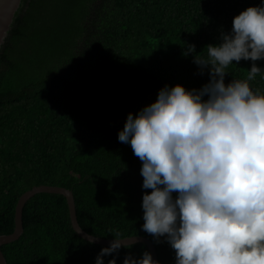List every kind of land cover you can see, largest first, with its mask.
<instances>
[{
    "label": "trees",
    "instance_id": "1",
    "mask_svg": "<svg viewBox=\"0 0 264 264\" xmlns=\"http://www.w3.org/2000/svg\"><path fill=\"white\" fill-rule=\"evenodd\" d=\"M262 0H22L0 47V236L14 229L17 200L35 186L70 190L79 226L104 239L141 236L159 264L175 252L142 230V162L118 141L129 113L165 85L200 89L188 45L207 55L232 20ZM233 61L225 85L252 64ZM264 94V72L249 81ZM204 99H207L205 97ZM176 197V193H173ZM23 234L0 248L7 264H95L102 248L72 230L64 197L38 194L23 209ZM142 244L118 255L141 258Z\"/></svg>",
    "mask_w": 264,
    "mask_h": 264
},
{
    "label": "clouds",
    "instance_id": "2",
    "mask_svg": "<svg viewBox=\"0 0 264 264\" xmlns=\"http://www.w3.org/2000/svg\"><path fill=\"white\" fill-rule=\"evenodd\" d=\"M220 41L206 46V57L195 45L182 53L193 55L199 74L208 70V83L165 85L118 132L142 162V189H151L142 196V230L164 238L175 264H264V94L249 85L264 69L253 63L246 80L224 82L233 61L264 60V0L235 16ZM125 241L117 234L95 264ZM123 264L159 262L144 251Z\"/></svg>",
    "mask_w": 264,
    "mask_h": 264
},
{
    "label": "water",
    "instance_id": "3",
    "mask_svg": "<svg viewBox=\"0 0 264 264\" xmlns=\"http://www.w3.org/2000/svg\"><path fill=\"white\" fill-rule=\"evenodd\" d=\"M21 1L22 0H0V47L2 46L5 38L7 37V33L10 30L14 15L18 10ZM38 194H52L64 197L68 207L69 220L72 230L79 238H81L87 243H90L89 236L92 235L86 233L78 224L76 217L75 202L72 192L61 187L41 185L35 186L31 190L24 192L17 200L14 211L13 232L9 235L0 236V248L4 245L11 244L19 240V238L23 234L22 214L24 206L31 198ZM124 239H127L125 243H128L129 246H133L136 244L145 245L153 259L157 261V253L155 246L149 239L141 236L126 237ZM112 240L113 239H104L96 237L95 242L90 244L97 245L100 247H109L110 242ZM0 264H7L6 259L3 256L1 250Z\"/></svg>",
    "mask_w": 264,
    "mask_h": 264
}]
</instances>
